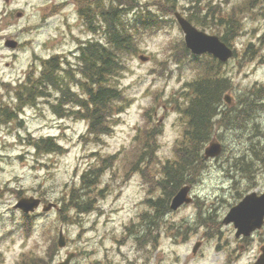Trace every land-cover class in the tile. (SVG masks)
<instances>
[{"label": "rangeland", "instance_id": "obj_1", "mask_svg": "<svg viewBox=\"0 0 264 264\" xmlns=\"http://www.w3.org/2000/svg\"><path fill=\"white\" fill-rule=\"evenodd\" d=\"M147 1L139 0L141 5ZM166 1H170L166 8L150 6L137 11L140 15L145 12L147 18L163 11L156 28L135 23L131 12L122 15L125 24L118 29L129 45L119 55L120 69L108 83V88L117 92V99L110 104L104 133L87 131L88 122L75 113V108L67 114L57 106L53 90L46 89L42 91L49 92V97L38 100L33 108L21 107L23 113L15 121L19 126L12 122L7 135L0 133V264H28L32 258L57 264L64 256L53 251L60 227L68 250L79 252L81 264H105V259L109 264H124L121 257L124 261L126 255H135V245L145 241L146 246L148 239L140 229L143 219V230L148 234L147 199L156 202L159 198L156 181L162 180V167L176 159V144L181 142L187 121L183 114L189 97L186 87L204 73L197 77L196 66L180 52L183 37L173 19L172 5L186 17L192 14L201 19L206 15L202 27L207 34L220 36L226 31L225 23H237V31L229 39L234 60L219 66V73L232 82L226 93L233 101L221 114L226 128H215L213 138L221 144V154L202 164L191 182L197 204L169 217L172 225L161 229L160 237L158 231L153 234L160 248L148 255L150 264L160 260L161 264H182L190 257L195 238L185 235L188 244H183L176 233L183 219L186 223L194 221L198 209L214 211L215 219L249 190L264 191V0ZM36 4V0H27L23 7L14 0L7 6V37L21 43L16 50L7 48V85L23 79L28 69L29 74L37 73L41 59L55 54L61 58L63 52L73 49L65 44L67 40L58 39L60 24L52 19L51 10H47L42 24L32 22L41 14ZM18 8L26 12L21 18L15 16ZM69 17L76 21L72 32L76 41L86 39L88 34L71 9ZM139 56L150 57L151 63L146 64L149 59L140 63ZM68 61L74 92L84 99L85 81L78 74L76 58L69 56ZM210 65L208 59L205 67ZM54 106L59 109L56 115ZM48 139L55 146L53 152L44 150L42 142ZM90 172L95 179L89 187L83 186L81 176ZM72 189L73 198L86 195L89 209L84 215L70 211L64 222L53 210L42 214L39 209L26 220L12 208L19 198L30 196L60 207ZM222 231L226 241H231L229 230ZM260 237L253 236V245ZM202 253L221 255L214 246L205 247Z\"/></svg>", "mask_w": 264, "mask_h": 264}, {"label": "trees", "instance_id": "obj_2", "mask_svg": "<svg viewBox=\"0 0 264 264\" xmlns=\"http://www.w3.org/2000/svg\"><path fill=\"white\" fill-rule=\"evenodd\" d=\"M192 20L200 25L205 26L208 17L204 15L201 19L196 16L191 17ZM209 19L212 20V15L209 16ZM191 21V20H190ZM219 26V25H218ZM222 26V25H220ZM225 26V27H224ZM223 28L234 33L237 29V23L233 20H230L228 23H225ZM227 32L221 36V39L225 41L227 36ZM118 42V39L115 40ZM110 57L113 58L112 55L106 56L105 58L100 59L99 54L92 53L89 56L90 59V69L85 74L91 80L101 82L100 74L101 71L107 70L106 73L110 75L112 70L116 69V63L109 61ZM101 62V65L99 64ZM109 62V64H107ZM210 72V68L208 69ZM222 79L214 80L212 78H208L207 73L205 77L197 82L194 86L193 99L189 102L188 108L186 110V115L189 116V131L185 133V142L189 145H202L206 141L209 140L211 136L212 129V118L216 115V109L222 103V93L225 90L223 86ZM91 110L90 115L92 118V130H94V126L100 128V131H104V127H102L103 120L105 118L104 114L106 113V102L99 100L96 96L95 100L92 99L91 102ZM81 106L88 111V104L81 103ZM110 111L108 108L107 112ZM107 114V113H106ZM100 115H102L100 117ZM98 131V130H97ZM179 155V163L175 166L166 167L164 169L166 172V179L161 183V186L165 187V191H167L165 197L169 199V197L175 192V190L185 181V174L189 171L190 167H192V162L197 161V150H181V152L176 151ZM192 155H195L193 157ZM194 167V166H193ZM192 167V168H193ZM95 178V176H92ZM91 179V178H90ZM85 178H82L84 183ZM67 206L72 207L76 211H87V203L81 202L79 203V199L75 201L69 200Z\"/></svg>", "mask_w": 264, "mask_h": 264}, {"label": "water", "instance_id": "obj_3", "mask_svg": "<svg viewBox=\"0 0 264 264\" xmlns=\"http://www.w3.org/2000/svg\"><path fill=\"white\" fill-rule=\"evenodd\" d=\"M177 21L184 33V41L188 49L193 54L199 55L205 52L213 54L221 61H226L231 53L226 47L219 43L216 37L208 36L194 29L187 21L176 15ZM206 156H214L217 153V147L212 145L205 151ZM187 189H181L173 198L171 208L176 209L183 202H188L185 198ZM38 201L32 198L21 199L17 207L24 212L31 211L37 207ZM46 207L44 209H49ZM264 216V194L256 197L254 194L247 196L242 203L233 208L229 213L226 222H233L238 229V233L247 232L257 228ZM262 264V263H258Z\"/></svg>", "mask_w": 264, "mask_h": 264}, {"label": "flooded vegetation", "instance_id": "obj_4", "mask_svg": "<svg viewBox=\"0 0 264 264\" xmlns=\"http://www.w3.org/2000/svg\"><path fill=\"white\" fill-rule=\"evenodd\" d=\"M13 1L14 0H0V121L3 119L6 126H7V45H6V42H7V6L11 5ZM68 1L70 0H48L50 4L49 8L56 7L59 11L60 8H64L67 6L66 8V12H67L68 5H70L68 4ZM19 2L23 4V7L27 6V0H19ZM106 2L107 0H101V4H100L101 8ZM80 3L89 4L91 3V1L90 0H77L78 7ZM17 12L20 13V15L22 16H24L26 13L23 9H20ZM75 13H77L78 17H82L81 10H79V12L75 10ZM46 15H47L46 13H41L40 16L38 15L34 20H32V22H39ZM93 15H95V12L93 13ZM104 18L105 17L101 16V19H104ZM2 125L3 124H0V129ZM156 212L157 211H153V213H156ZM166 216L168 215H165V219H166ZM263 233H264V228H263ZM203 244L204 243L202 241V244L198 252L201 251ZM235 247H236V249H234L235 256L233 257L231 264H251L253 259H255V255L252 258L250 255L253 251L251 243L238 240V242L235 244ZM210 264H216V262L211 261Z\"/></svg>", "mask_w": 264, "mask_h": 264}, {"label": "bare ground", "instance_id": "obj_5", "mask_svg": "<svg viewBox=\"0 0 264 264\" xmlns=\"http://www.w3.org/2000/svg\"><path fill=\"white\" fill-rule=\"evenodd\" d=\"M102 81V80H101Z\"/></svg>", "mask_w": 264, "mask_h": 264}]
</instances>
